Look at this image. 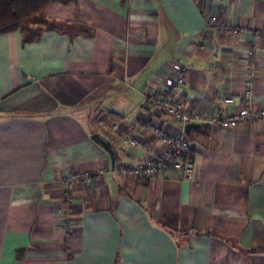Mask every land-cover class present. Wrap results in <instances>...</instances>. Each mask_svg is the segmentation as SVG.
I'll list each match as a JSON object with an SVG mask.
<instances>
[{"label": "crops", "instance_id": "crops-1", "mask_svg": "<svg viewBox=\"0 0 264 264\" xmlns=\"http://www.w3.org/2000/svg\"><path fill=\"white\" fill-rule=\"evenodd\" d=\"M43 14L52 27L31 41L0 33V264H264V119L214 122L241 106L249 50L250 106L264 108V0L54 1ZM178 58L199 115L187 133L143 104ZM155 130L187 137L192 179L121 171L164 152Z\"/></svg>", "mask_w": 264, "mask_h": 264}, {"label": "built area", "instance_id": "built-area-1", "mask_svg": "<svg viewBox=\"0 0 264 264\" xmlns=\"http://www.w3.org/2000/svg\"><path fill=\"white\" fill-rule=\"evenodd\" d=\"M237 31V30H235ZM257 38L259 35L256 36ZM252 51L247 54V77L243 82L241 106L224 114L221 108L217 109L218 116L214 122L222 128L234 127L241 121H258L264 119V108L251 107L252 74L254 73V61L251 60ZM188 73V69L182 58L176 59L171 65V72L165 78L159 91H150L145 95L144 107L154 115L166 114L173 121L186 124L197 121L199 115L192 112L181 97V90ZM223 103L234 104L235 98L228 94L223 98ZM113 130L118 129L117 123H112ZM157 137L164 145V152L159 157L137 161L134 165L123 164L120 169L124 173L141 174L151 177L160 174L168 167H176L181 170L184 179L193 177V159L191 143L185 135H173L165 130H155ZM126 145H137L138 140L131 137L124 140Z\"/></svg>", "mask_w": 264, "mask_h": 264}, {"label": "trees", "instance_id": "trees-1", "mask_svg": "<svg viewBox=\"0 0 264 264\" xmlns=\"http://www.w3.org/2000/svg\"><path fill=\"white\" fill-rule=\"evenodd\" d=\"M54 1L72 0H0V33L17 30L21 33L23 42L35 39L42 28L36 35L26 37L23 26L27 20L42 14L47 5ZM45 27H52V23Z\"/></svg>", "mask_w": 264, "mask_h": 264}, {"label": "rangeland", "instance_id": "rangeland-1", "mask_svg": "<svg viewBox=\"0 0 264 264\" xmlns=\"http://www.w3.org/2000/svg\"><path fill=\"white\" fill-rule=\"evenodd\" d=\"M52 23L46 16L42 13L34 18L27 20L23 26L24 35L26 37H32L37 34V32L45 27V25Z\"/></svg>", "mask_w": 264, "mask_h": 264}, {"label": "water", "instance_id": "water-1", "mask_svg": "<svg viewBox=\"0 0 264 264\" xmlns=\"http://www.w3.org/2000/svg\"><path fill=\"white\" fill-rule=\"evenodd\" d=\"M197 126H198V123H195V122L186 123L185 132L187 133V132H189L190 129L197 127ZM91 138L95 142L99 143L108 152V154L110 155V158H111V163H112V165H114V163H115L114 150L111 146L110 141L107 139H104L98 133H92Z\"/></svg>", "mask_w": 264, "mask_h": 264}]
</instances>
